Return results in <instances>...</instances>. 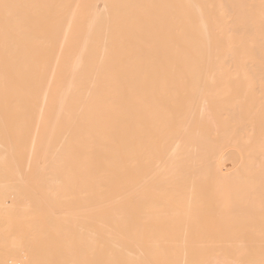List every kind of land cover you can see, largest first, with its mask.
I'll use <instances>...</instances> for the list:
<instances>
[{"label": "bare ground", "instance_id": "bare-ground-1", "mask_svg": "<svg viewBox=\"0 0 264 264\" xmlns=\"http://www.w3.org/2000/svg\"><path fill=\"white\" fill-rule=\"evenodd\" d=\"M193 203L231 205H193L205 230ZM240 205L264 210V0H0V264H205L215 222L246 260Z\"/></svg>", "mask_w": 264, "mask_h": 264}, {"label": "rangeland", "instance_id": "rangeland-1", "mask_svg": "<svg viewBox=\"0 0 264 264\" xmlns=\"http://www.w3.org/2000/svg\"><path fill=\"white\" fill-rule=\"evenodd\" d=\"M101 5H102L101 2H98L97 6L99 7V6H101ZM136 193H138V192H136ZM140 193L144 194L143 196L147 198V196H150V193H152V192H150L149 194H148V192H140ZM140 193H138V194H140ZM146 193H147V194H146ZM156 193H157L158 195H157ZM124 194H125V195L128 194L129 196H130V195L132 196V193L130 194V192H129V193H124ZM142 194H141V195H142ZM153 194H155V196L157 195V196H159V197L162 196V197H165V198H166V196H168V195H170V198L172 197L171 194H168V193H167V194H168V195H167L166 192H165V193L162 192V195H161V192H160V193H159V192H155V193L153 192V193L151 194V196H153ZM165 194H166V195H165ZM176 194L180 195L179 193H176ZM176 194L173 193L174 196H175ZM182 194H183V193H182ZM182 194H181V195H182ZM192 194H193V193H192ZM197 194H198V193H197ZM197 194L195 193V195H197ZM201 194L204 195L203 193H201ZM201 194H200V195H201ZM213 194H214V193H213ZM125 195H124V197H127V196H128V195H126V196H125ZM133 195H134V193H133ZM163 195H164V196H163ZM178 195H177V196H178ZM205 195H206V194H205ZM216 195H217V194H216ZM137 196H138V195H137ZM143 196H141V197H143ZM151 196H150V197H151ZM155 196H153V197H151V198H154ZM157 196H156V197H157ZM182 196H184V195H182ZM197 196H198V195H197ZM197 196H196V197H197ZM210 196H212V195H210ZM213 196H214V195H213ZM132 197H133V196H132ZM139 197H140V196H139ZM150 197H148V198H150ZM156 197H155V199H156ZM159 197H158V198H159ZM162 197H160L159 199H163ZM175 197H176V196H175ZM175 197H174V198H175ZM178 197H181V196H178ZM205 197H207V196H205ZM205 197L203 196V198H205ZM127 198H129V197H127ZM167 198H169V197H167ZM201 198H202V197H201ZM129 199H131V198H129ZM138 199H139V198H138ZM138 199H137V200H138ZM131 200H132V199H131ZM134 200H135V199H134ZM134 200H132V201H134ZM147 201H148V200H147ZM152 201H153V200H152ZM148 203H150V204H149V206H150V205H151L152 203H154V202L151 203L150 201H148ZM155 204L157 205V203H155ZM155 204H154V206H153V204L150 206L151 208L153 207L152 210L155 211V212H154L155 215L152 214L153 212L150 213V212H147V211H146V213H150L152 216L154 215V216L156 217L155 219H158V217H157L156 215H158L160 218H162V217H161L162 214H161V215H159V214H160V212L163 210L162 213H163V215H164V214H165V213H164V212H165V208H163L162 206H161V207H162L163 209H162L161 207H158V208H161L162 210L160 209L161 211L158 210L159 212H157L155 209H157V208H156L157 206H160V203H159V205H157V206H156ZM161 204H163V203H161ZM168 204H169V203H168ZM170 204H171V206L174 205V204H175V205L177 204V205H176V209H178V208H177V207H178V203H174V204H173V203H170ZM170 204H169V206H167L166 203H165L166 206H165V205H163V206H165V207L168 209V211H169V209H171L170 211L172 212V209H174L175 207H173V206H172L173 208L170 207ZM209 204H210V203H209ZM211 204H212V203H211ZM211 204H210V205H211ZM215 204H216V203H215ZM137 205H138V204H137ZM137 205H135V206L137 207ZM142 205H143V204H142ZM179 205H180V204H179ZM189 205H190V204H189ZM193 205H195V204L193 203L189 208H191ZM196 205H198V206H196ZM196 205H195L196 208H197V207H200V208H198L199 211H200V210H203V209H202V208L204 207L203 205H205V206H206L205 209H207V210H203V211L207 212V214H209V213H210L209 211H211L212 214L210 213V214H211L210 216H212L213 219H214V218H216V216H217L216 214H217V213H219V215L221 216L222 213L220 214V211H222L221 209H222L223 207H224V209H225V206L228 208V206L231 205V204H222L221 206H223V207H222L221 209H219L218 211H214V210H213V212H212V209H213V208H212V207H211L212 209L207 208V207L210 206V205H207L206 203H204V204H202V203H201V204H200V203H196ZM200 205H202L203 207L200 206ZM224 205H225V206H224ZM135 206H134V208H135ZM139 206H140V205H139ZM139 206H138V207H139ZM146 206H148V205L146 204V205L143 206V207H145V209H144V208H139V210L136 209V210H137V211H136V210H133V209H134V208H133V209L130 210V211H133V212L135 211V212H137V215H138V213H139L142 209H144V210H142L140 213L145 214V210L147 209ZM149 206H148V207H149ZM182 206H183V204H181V205L179 206V209H180V210H177V211H179V214L181 213L180 211H182V212L184 213V210H185V209H184V210H181V209H183ZM211 206H212V205H211ZM235 206H237V205H235ZM235 206H234V207H235ZM240 206H241V208H242V207L244 208V209L242 208V210H244V211H248V210L250 209V212H251V209H252L253 212H255V211L258 212V211H259V213L264 214V210H257V209H258L257 205L254 206V207H257V209H256V208H252V207L250 208L249 205H244V206H243V205H240ZM240 206H238V208H239ZM262 206H263V205H262ZM262 206L260 207V209H262ZM140 207H141V206H140ZM169 207H170V208H169ZM181 207H182V208H181ZM234 207L232 206V209H234L233 212H237V211L241 210V208H240V209H238V210L236 209V211H235V208H234ZM246 207L248 208V210H245ZM154 208H155V209H154ZM192 208H194V207H192ZM196 208H194V210H195L196 212L193 210L194 213H197V212H198V211H197L198 209H196ZM218 208H219V207H218ZM218 208H217V209H218ZM167 209H166V210H167ZM176 209H174V210L176 211ZM186 209L189 210L187 207H186ZM209 209H210V210H209ZM215 209H216V208H215ZM217 209H216V210H217ZM228 209H229V208H228ZM147 210H148V211H151L150 208H148ZM191 210H192V209H191ZM191 210H190V211H191ZM208 210H209V211H208ZM226 210H227V209H226ZM143 211H144V213H143ZM185 211H186V210H185ZM190 211H189V213L192 212V211H191V212H190ZM203 211H200V213H201V212L203 213ZM229 211H230V210H229ZM244 211H242V212L246 214V212H244ZM133 212H129V213H132L131 216L133 215ZM135 212H134V213H135ZM186 212H187V211H186ZM250 212L248 211V214H247V215H249ZM158 213H159V214H158ZM187 213H188V212H187ZM187 213H186L187 218H188V215H191V216L193 215V213H192V214H188V215H187ZM198 213H199V212H198ZM198 213H197V216H198V217H199V216L201 217V215H202V217H203L204 215H206V216H207L206 218H209V216H208L206 213H205L204 215H203L202 213H201V215H199ZM226 213H227V211H226ZM230 213H231V212H230ZM240 213H241V211H240ZM259 213H258V214H259ZM150 214H149V218L151 217ZM170 214L172 215V213H170ZM170 214L168 213V215H170ZM184 214H185V213H184ZM234 214H235V213H234ZM237 214H239V213L237 212ZM237 214H236V215H237ZM251 214H252V213H250V217L254 218L255 216L253 217ZM134 215H135V214H134ZM137 215H136V217H135V216H133V217H135L136 220L139 218V221H140V222H142L143 220L145 221V219H146V220L148 219L147 216L143 215L144 219L142 218V219L140 220V216L137 218ZM140 215H141V214H140ZM171 215H170V218H171ZM174 215H175V217H174ZM176 215H178V214H175L174 211H173V218H174V221H175V219H176L177 222H178V220H179V221H181V223H182V222H183L182 220H184V219L186 218L185 215H181L182 217L185 216V218H182V217H181V219H182V220H181V219L179 218L180 216H178V219H177V216H176ZM195 215H196V214H195ZM215 215H216V216H215ZM227 215H229V214H227ZM231 215H232V214H231ZM231 215H229V216H231ZM255 215H256V214H255ZM141 216H142V215H141ZM164 216H165V218H167V212H166V215H164ZM214 216H215V217H214ZM224 216H225V214L222 215V217L220 218V220H222V218L225 219ZM232 216H233V215H232ZM243 216H244V214H243ZM261 216L264 217V215H261ZM261 216H260V217H261ZM146 217H147V218H146ZM168 217H169V216H168ZM193 217H196V216H192V218H190V219H191V222H192V221H195V223H196V225H197V223H198V222H197L198 219L196 220V218H197V217H196V218H194L195 220H193ZM202 217H201L202 222H201V220H200V223H199V224L201 225V223H202V225L204 226V224H205L206 222L208 223V221H205V218L203 219ZM217 217H218V216H217ZM241 217H242V215H241ZM244 217H245V216H244ZM244 217H242L241 219H244ZM153 218H154V217H153ZM160 218H159V222H160ZM165 218H163V219H165ZM210 218H211V217H210ZM210 218H209V219H210ZM228 218H229V217H228ZM228 218H227V219H228ZM231 218H232V217H230V219H231ZM234 218H235V217H234ZM239 218H240V217H239ZM239 218H237L238 221H241V220H239ZM245 218H246V217H245ZM252 218H250V220H251ZM255 218H256V217H255ZM257 218H258V217H257ZM150 219L152 220V218H150ZM190 219L188 218V219H186V220H190ZM199 219H200V218H199ZM209 219H207V220H209ZM263 219H264V218H263ZM151 220H149V222H150ZM153 220H154V219H153ZM161 220H162V219H161ZM165 220L167 221L168 219H165ZM211 220H212V219H211ZM211 220H210V221H211ZM231 220H232V219H231ZM244 220H245V219H244ZM248 220H249V217H248ZM144 221H143L142 223H144ZM163 221H164V220H163ZM163 221H161V224H160L162 229H164V228L166 229V228H167V229L171 232V235H173L172 233L177 232L178 229H174L175 227L173 228V226H172V225H173V222H174L173 220H172V222H171V223H172L171 228H173L175 232H173V231L171 230V228L169 227L170 224H171L170 221H169L170 224H169L168 222L165 221L166 226H165V224H164ZM184 221H185V220H184ZM204 221H205V223L203 224ZM210 221H209V223H210ZM212 221H213V220H212ZM215 221H217V220H215ZM222 221H223V220H222ZM222 221H221V222H222ZM235 221H236V220H235ZM238 221H236V222L238 223ZM242 221H243V220H242ZM257 221L259 222V219H258ZM257 221H256V219H255V222H254V221H253V222L251 221L252 223H249V222H248L249 224H247V223L245 222V223H244V224H246L245 226L243 225V222H242V223L240 224V225H242V226H241V227H242V228H241L242 230H239V231H241V234L243 233L242 238H245V239H246V240H245V241H246V244H248V245H250V246H248V245H246V244H245V245H246L247 247H249V248H252V249L255 247V250H256L257 247H259V249H260V247L262 248V242L260 241L261 244L258 245V244H259V243H257L258 241H257V242H255V241H254V242H251V240L248 241L247 238L250 239V237L253 236V234H254V235H256V234L258 235V233H256L257 231L255 232L254 229H255V228H258L257 230L260 231V227H261L262 225H264L263 223L260 224V223H258ZM260 221H261V219H260ZM149 222H147L146 225H147ZM155 222H156V221H154V223H155ZM157 222H158V221H157ZM159 222H158V223H159ZM162 222H163V223H162ZM175 222H176V221H175ZM175 222H174V223H175ZM177 222L175 223V225H176V224L178 225V224L180 223V222H179V223H177ZM223 222H224V221H223ZM225 222H226V221H225ZM225 222H224V223H225ZM232 222H234V220H232ZM232 222L230 221V223H232ZM262 222H264V221H262ZM183 223H185V224H181V225H182V229H181V227H180V228L177 227V228L183 230V229L185 228L184 225H186V222H183ZM195 223L192 222L193 225H194ZM212 223H213V222H212ZM215 223H216V222H215ZM215 223H213L212 226L207 227V229L209 228V229H210V232H211V233L209 232V229H208V231H206V233H209L208 236H207V237H210V238H207V239H209V241L206 240V236H205V239H203L204 235H206V233H204V231L206 230V227H205L206 225H205L204 227L201 226L202 229L204 228L205 230L203 231L202 229H200V230H202V234H203V237H200V238L203 239V241L206 240L207 242H212V241H213V243H215L216 240H217V245L220 243L219 246L214 247V248L212 247L213 249H210V250L207 249L208 251L211 252V253H210V252L207 251L208 254H209V253H210V255L213 254L212 251H214V250H216V249L218 248V251H219L220 253L216 252V251H217V250H216V251H215L216 255L219 256V254H222V256H224V257H225V256L229 257V255L231 256V255H233V254H229L226 250H224V248H225V247L223 248V246H225L224 244H223L222 247L220 246V245H222V244H221V241H224L225 244L227 243L226 246L229 248V251H230V247H231V246H228V243H230V245H231V242H232V241H231V240H228V238L232 237V236H230V235H234V234H237V233H235V230H234V229L231 230V231L234 232V234H232V233L230 234V232H229L228 234H230V235H228V237L225 236V237L227 238V239H226V238L224 237V235H226V233L224 234V229L220 230L221 228H220V227H219V228H216V225L214 226V228H212L213 225H214ZM239 223H240V222H239ZM149 224H152V222H150ZM149 224H148V225H149ZM163 224H164V225H163ZM167 224H169V225H167ZM189 224H190V223H189ZM189 224H188V225H189ZM217 224H218V221H217ZM226 224H227V223H226ZM160 225L158 226L159 228H157V226H156V228L159 229V231H160ZM175 225H174V226H175ZM179 225H180V224H179ZM181 225H180V226H181ZM190 225H191V224H190ZM196 225L194 226L195 228H196ZM208 225H210V224H208ZM228 225H229V223H228ZM228 225H227V226H228ZM233 225H234V224H233ZM233 225H230V226L232 227ZM251 225H252V226H251ZM163 226H164V227H163ZM183 226H184V228H183ZM186 226H187V225H186ZM197 226H198V228H200L199 225H197ZM217 226H218V225H217ZM222 226H223V224H222ZM224 226H226V225H224ZM224 226H223V227H224ZM227 226H226V227H227ZM148 227H150V226H148ZM188 227H189V226H188ZM188 227H187V229H188ZM191 227H192V225H191ZM194 227L191 228V229H192V232H193L192 235H194V232H195V231H193V228H194ZM223 227H222V228H223ZM234 227H236V226L234 225ZM244 227H246V229L243 230ZM247 227L250 228V229H251V227L254 228V229H252V230H254L253 233H251L252 230L250 231V233H249V231H248V236L245 234V231L248 229ZM263 227H264V226H263ZM153 228L155 229L154 224H153V226H152V228H151L152 231H153ZM198 228H197V230H199ZM228 228H229V227H228ZM237 228H238V227H237ZM145 229H146V227H145ZM191 229H190V231H189V230H186V229H185V231H181V230H180V233L184 232L185 235H188V234L191 232ZM212 229L214 230V232H215V230H216V232L214 233ZM263 229H264V228H263ZM263 229H262V227H261V230H262V231H263ZM147 230H149V229H147ZM194 230H196V229H194ZM197 230H196V231H197ZM211 230H212V231H211ZM229 230H230V229H229ZM229 230H227V231H229ZM222 231H223V234H224V235L221 233ZM243 231H244V232H243ZM262 231H261V232H262ZM146 232H147V231H145V232H143V233H146ZM162 232H163V231H162ZM162 232L160 231V233H162ZM164 232H165V230H164ZM166 232H168V231H166ZM166 232H165V234H167ZM186 232H189V233L186 234ZM197 232L200 233V231H197ZM254 232H255L256 234H255ZM263 232H264V231H263ZM263 232H262V233H263ZM147 233H149V236H148V234H147L148 238H149L150 236L153 237V234H150L149 231H148ZM168 233H169V232H168ZM184 233H183L182 235H184ZM213 233H214V234H213ZM217 233H218V234H219V233L222 234V236H223V238L221 237L222 240L218 237L219 235H215V234H217ZM165 234H164V235H165ZM195 234H196V233H195ZM202 234H201V236H202ZM238 234H239V233H238ZM144 235H145V237H146V234H143V236H144ZM169 235H170V234H169ZM171 235H170L169 237L172 239V236H171ZM178 235H181V234L178 233ZM178 235L176 236V234H175L174 236L178 237ZM190 235H191V233H190ZM190 235H189V236H190ZM192 235H191V236H192ZM198 235H199V234H198ZM209 235H210V236H209ZM249 235H251V236L249 237ZM259 235L261 236L260 233H259ZM259 235H258V236H259ZM262 235H264V233H263ZM165 236H166V238L168 237L167 235H165ZM189 236H188L187 239H189V238L191 237V236H190V237H189ZM215 236H216V237H215ZM220 236H221V235H220ZM235 236H236V235H235ZM235 236H234V237H235ZM237 236H238V235H237ZM260 236H259V237H260ZM176 237H175V238H176ZM186 237H187V236H185V239H186ZM192 237H193V236H192ZM197 237H199V236H196L195 238L200 242V239L197 238ZM211 237H213L214 240H215V239H216V240H215V241L212 240L213 238L211 239ZM234 237H233V238H234ZM239 237H240V236H239ZM253 237H254V236H253ZM146 238H147V237H146ZM170 238H169V239H170ZM175 238H174V239H175ZM178 238H180V236H179ZM183 238H184V236H183ZM233 238H231V239H232L234 242H236L235 240H239L238 237L234 238L235 240H234ZM242 238H241V240H242ZM260 238H261V237H260ZM193 239H194V237H193ZM196 239H194V241H196ZM218 239H219V240H218ZM224 239H225L226 241H225ZM255 239H257V237H256ZM258 239H259V238H258ZM263 239H264V237H263ZM263 239H261V240L263 241ZM210 240H212V241H210ZM220 240H221V241H220ZM241 240L239 241L240 243H241ZM252 240H253V239H252ZM189 241H190V242L192 241V243H193V240H192V239L189 240ZM203 241L201 240V244L204 243ZM228 241H231V242H228ZM168 242H169V241H168ZM168 242H167V243H168ZM199 242H198V243H199ZM167 243H166V244H167ZM187 243H188V240H187V242H185V244L187 245ZM192 243H191V244H192ZM222 243H223V242H222ZM242 243H244V242H242ZM252 243H253V244H252ZM163 244H165V242H164ZM169 244H170V243H169ZM172 244H173V243H172ZM185 244H183V246H184ZM188 244H189V243H188ZM194 244H195V242L193 243V245H194ZM196 244H197V243H196ZM199 244H200V243H199ZM204 244H205V245L209 244V246H210V244L213 245L212 243H207V244L204 243ZM204 244H203V245H204ZM232 244H233V243H232ZM263 244H264V243H263ZM179 245H180V244H179ZM186 245H185V246H186ZM189 245H190V244H189ZM203 245H202V246H203ZM238 245H239V243H238ZM238 245H237V246H238ZM185 246L183 247V249H185V250L187 251L189 246H188V247L186 246V248H185ZM195 246H198V245H195ZM200 246H201V245H200ZM200 246H198V247H200ZM207 246H208V245H207ZM213 246H214V245H213ZM233 246H235V244H234ZM239 246H240V245H239ZM241 246H242V244H241ZM164 247L167 248V247H169V245L164 246ZM170 247H171V246H170ZM174 247H175V245H174ZM174 247H171L169 250H173V252H174V250H175ZM178 247H179V246H178ZM203 247H204V246H203ZM219 247L222 248V250H224V251L222 252L221 249H219ZM227 247H226V248H227ZM247 247H244V245H243L242 248H246L245 250L248 251L247 253L253 252V253L257 254L258 257H259L258 252H260V251H255V252H254V251H252V249H250V251H249V250H248L249 248L247 249ZM172 248H173V249H172ZM176 248H177V246H176ZM179 248H180V247H179ZM189 248L191 249V247H189ZM193 248H196V247H193ZM193 248H192V252L195 253L196 250L193 251ZM207 248H208V247H207ZM235 248H236V247H235ZM238 248H240V247H238ZM163 249H165V248H163ZM163 249H162V250H163ZM167 249H168V248H167ZM180 249L182 250V247H181ZM180 249H179V251H180ZM259 249H257V250H259ZM160 250H161V249H160ZM162 250H161V252H162ZM169 250H167V251L169 252ZM185 250H183V251H185ZM232 250H233V248H232ZM232 250H231V251H232ZM236 250H238V249H236ZM236 250L234 249V252H235ZM240 250H241V249H240ZM240 250H239V251H236V252H238V253L240 254ZM163 251L166 252V249L163 250ZM176 251H177V250H175V252H174L175 255H174V253H172L173 257H174V256H176V257H180V254L183 253V251H182V253H179V251H178V252H177V253H179V254H178L179 256H178V255L176 254ZM189 251H190V250H189ZM201 251L203 252V250H201ZM205 251H206V249H205ZM225 251H226L229 255H227V253H226ZM242 251H244V250H242ZM262 251H264V248L262 249ZM262 251H261V252H262ZM151 252H152V251H151ZM151 252H150V253H151ZM156 252H159V250L156 251ZM165 252H164V253H165ZM171 252H172V251H171ZM192 252H191V256H192V254H193ZM198 252H199V251H198ZM202 252H200V253H201V256H202ZM256 252H257V253H256ZM152 253L154 254V252H152ZM159 253H160V252H159ZM162 253H163V252H162ZM166 253H167V252H166ZM204 253H205V252H204ZM223 253H225L226 255H223ZM247 253H246V257H245L246 260L243 259V258H241V260H242V259L244 260V261H243V260H242V261H243V263H245V264L248 263V262H246V261L249 260V262H250L251 260H253V259H250V258H251L252 256H254V254L252 255V253H251V254H247ZM185 254L187 255V252H186ZM185 254H184V256H185L186 258H188V257L190 256V255H189L190 253L188 254V257H187ZM206 254H207V253H206ZM208 254H207V257H203V258L206 260V263H205V264H207V262H209V261H207V260H208V256H209ZM234 254H235V253H234ZM170 255H171V254H170ZM172 255H171V256H172ZM194 255H195V254H194ZM196 255H197V253H196ZM204 255H205V254H204ZM214 255H215V254H214ZM242 255H244L243 252H242ZM247 255H248L250 258H249ZM251 255H252V256H251ZM262 255H263V254H262ZM262 255H261V253H260V256H261L260 258H261V259H264V258L262 257ZM184 256H183V257H184ZM199 256H200V254H199ZM199 256H198V257H199ZM201 256H200V257H201ZM222 256H221V257H222ZM236 256H238V254L233 255V258L229 257V259H230V258H231V259H230V260L228 259V261L230 262V261L233 259V262L236 261V262L239 264V262H240L241 260H240V259L235 260L234 258H235ZM263 256H264V255H263ZM211 257H212V256H211ZM224 257H223V258H224ZM227 257H226V260H227ZM239 257H242V256H239ZM239 257H238V258H239ZM217 258H218V257H217ZM217 258L215 259V257H214L213 259H215V260L218 261ZM176 259H177V258H176ZM195 259H196V260L198 259L197 256L194 258V260H195ZM213 259H211V260H213ZM219 259H220V257H219ZM236 259H237V257H236ZM254 259H255V257H254ZM257 259H258V258H257ZM261 259L259 260L260 262L258 261L259 263L262 262ZM192 260H193V258H192ZM194 260H193V261H194ZM215 260H214V261H215ZM221 260H222V259H221ZM221 260H220V261H221ZM226 260H225V261H226ZM239 260H240V261H239ZM186 261H187V260H186ZM186 261H185V264H186ZM190 261H191V260H190ZM198 261H199V259H198ZM220 261H219V262H220ZM223 261H224V260H223ZM223 261H222V262H223ZM225 261H224V262H225ZM238 261H239V262H238ZM174 262H175V261H174ZM174 262H172V264H173ZM176 262H177V261H176ZM194 262H196V261H194ZM194 262H193V263H194ZM200 262H201V261H200ZM233 262H231V263H229V264H232ZM236 262H234V264H236ZM251 262H253V261H251ZM254 262H255V261H254ZM256 262H257V260H256ZM256 262H255V263H256ZM263 262H264V261H263ZM177 263H178V262H177ZM183 263H184V262H183ZM196 263H197V262H196ZM196 263H195V264H196ZM210 263H214V262H210ZM210 263H209V264H210ZM215 263H216V261H215ZM240 263L243 264L242 262H240ZM175 264H176V263H175ZM187 264H188V263H187ZM190 264H192V261H191ZM202 264H203V261H202ZM216 264H218V263H216ZM222 264H224V263H222ZM248 264H249V263H248Z\"/></svg>", "mask_w": 264, "mask_h": 264}]
</instances>
